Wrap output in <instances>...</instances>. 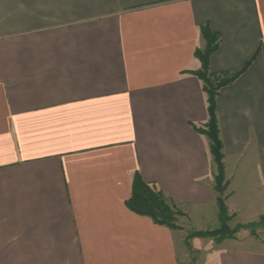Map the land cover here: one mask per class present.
Wrapping results in <instances>:
<instances>
[{
  "label": "crops",
  "instance_id": "0c3cea01",
  "mask_svg": "<svg viewBox=\"0 0 264 264\" xmlns=\"http://www.w3.org/2000/svg\"><path fill=\"white\" fill-rule=\"evenodd\" d=\"M205 26L219 35L211 73L250 63L216 117L224 205L256 221L264 0H0V264H178L183 236L127 202L138 174L189 219L217 215L215 164L194 130L207 122L193 75ZM236 238L207 240L213 264H264L222 248Z\"/></svg>",
  "mask_w": 264,
  "mask_h": 264
},
{
  "label": "trees",
  "instance_id": "16d2710c",
  "mask_svg": "<svg viewBox=\"0 0 264 264\" xmlns=\"http://www.w3.org/2000/svg\"><path fill=\"white\" fill-rule=\"evenodd\" d=\"M201 36L205 42L202 51L196 53V58L200 62V70L193 75L201 82L202 91L206 97L207 122L195 132L204 136L209 142V152L216 167V175L214 176V189L219 195L222 194L226 185L224 183V171L222 165V144L219 139V131L216 117V99L221 89L231 85L239 76H241L249 67L247 63L243 69L237 73H220L213 74L209 71L210 56L217 50L219 46V35L212 32L208 26L201 30ZM218 219L223 223L227 219V209L224 200L217 196ZM127 207L137 215L150 218L154 224L164 226L173 230L171 222L174 221L173 209L175 205L165 199L160 193L151 189L146 185L138 174L135 175L132 183V195L127 202ZM200 232H196L194 237L202 236ZM237 231L231 233H217L211 236L216 244L227 240L234 239Z\"/></svg>",
  "mask_w": 264,
  "mask_h": 264
},
{
  "label": "rangeland",
  "instance_id": "374dc122",
  "mask_svg": "<svg viewBox=\"0 0 264 264\" xmlns=\"http://www.w3.org/2000/svg\"><path fill=\"white\" fill-rule=\"evenodd\" d=\"M224 184L225 179L222 188ZM225 188L222 194L219 195V191L217 193L221 200L225 198ZM235 212H237L236 216L227 212V219L221 223L218 219V212L217 215L205 220L198 218L189 219L183 211L175 207L173 209L174 221L171 222V225L173 230L181 234L184 239V247L179 256L178 264H213L215 262V254L214 251L210 253V250H207L209 244L206 243H210L207 242L209 240L211 245H214L215 242L211 236L217 233L237 231V238L233 241L228 240L225 242L222 245L224 249L239 251L253 249L264 252V214L256 221H252V219H248L249 216H252L250 213L240 209ZM243 222H247V224ZM197 231H200L203 235L194 237ZM193 239H195L194 244L192 243ZM199 249L203 250V253L198 251Z\"/></svg>",
  "mask_w": 264,
  "mask_h": 264
}]
</instances>
